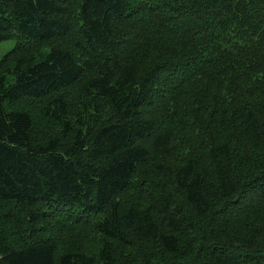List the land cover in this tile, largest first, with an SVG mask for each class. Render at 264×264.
Returning <instances> with one entry per match:
<instances>
[{"label": "trees", "instance_id": "1", "mask_svg": "<svg viewBox=\"0 0 264 264\" xmlns=\"http://www.w3.org/2000/svg\"><path fill=\"white\" fill-rule=\"evenodd\" d=\"M6 40L0 264H264V0H0Z\"/></svg>", "mask_w": 264, "mask_h": 264}, {"label": "rangeland", "instance_id": "2", "mask_svg": "<svg viewBox=\"0 0 264 264\" xmlns=\"http://www.w3.org/2000/svg\"><path fill=\"white\" fill-rule=\"evenodd\" d=\"M16 41L15 40H6L0 44V59H2L12 48H14ZM15 82V75H9V84Z\"/></svg>", "mask_w": 264, "mask_h": 264}]
</instances>
